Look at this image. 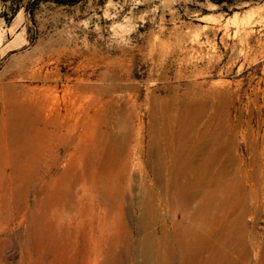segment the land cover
<instances>
[{
  "label": "rangeland",
  "instance_id": "obj_1",
  "mask_svg": "<svg viewBox=\"0 0 264 264\" xmlns=\"http://www.w3.org/2000/svg\"><path fill=\"white\" fill-rule=\"evenodd\" d=\"M225 6L214 0H0V153L11 154L0 156V264H132L123 238L125 228L137 231L141 180L118 202L127 206L133 199L134 216L116 210L105 218L87 199L78 206L63 180L52 196L34 178L48 158L49 179L72 168L68 153L85 144L65 142L75 136L74 123L81 134L94 123L106 129L120 119L131 122L138 141L132 139L130 152L141 162L131 173L138 178L149 168L150 122H160L162 104L178 106L209 92L228 127V153L264 169V0H236L233 14ZM37 104L51 122L36 123L30 113L35 127L29 131H2L11 108L23 115ZM257 205V216H246L259 245L247 264H264V184ZM163 207L161 220L171 226ZM68 215L75 218L71 224Z\"/></svg>",
  "mask_w": 264,
  "mask_h": 264
},
{
  "label": "bare ground",
  "instance_id": "obj_2",
  "mask_svg": "<svg viewBox=\"0 0 264 264\" xmlns=\"http://www.w3.org/2000/svg\"><path fill=\"white\" fill-rule=\"evenodd\" d=\"M210 96L209 92L199 91L181 105L162 104L160 122H150L151 142L145 153L149 168L144 165L138 178L131 173V166L137 168L141 162H136L130 152V142L138 138L135 127L125 119L106 129L94 123L81 134L77 132L78 125L72 124L75 136H64L65 142L70 145L71 140L82 138L85 143L68 153L72 168L66 169L63 178L49 179L52 166L48 158L44 161L47 168L41 175L36 170L34 178L39 177V185L53 191L52 196L57 194L56 181L63 180L68 196L77 198L78 206L87 199L90 207L93 204L105 218L116 210L130 218L134 216L133 199L127 206L118 202L126 198L127 191L136 188L137 179L141 180L137 231L134 234L125 228L123 238L131 246L132 264H247L259 245L255 227L249 230L246 216H257L264 169L252 168L253 162L246 163L239 155L228 153V127L222 116L217 117ZM17 109L11 108V119L2 123L5 133L29 131L35 127L31 117L36 123L48 119L39 104L33 112L26 110L23 115ZM19 117L23 120L20 125ZM199 120H203L202 127L197 126ZM53 133L58 136L56 130ZM11 140L7 137L6 149ZM136 148L140 154L142 143ZM2 155L11 154L1 152ZM53 161L56 165L59 158ZM163 206L170 215L171 226L161 220ZM74 219L68 215L70 224ZM253 221L256 222L255 217Z\"/></svg>",
  "mask_w": 264,
  "mask_h": 264
},
{
  "label": "trees",
  "instance_id": "obj_3",
  "mask_svg": "<svg viewBox=\"0 0 264 264\" xmlns=\"http://www.w3.org/2000/svg\"><path fill=\"white\" fill-rule=\"evenodd\" d=\"M216 3H218V4H226V9H228L227 11L229 12V14H233L234 13V11L236 10V9H231V10H229L230 9V6H232V5H234V4H236V0H214Z\"/></svg>",
  "mask_w": 264,
  "mask_h": 264
}]
</instances>
